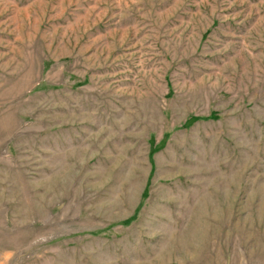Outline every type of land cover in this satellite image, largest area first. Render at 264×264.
Returning a JSON list of instances; mask_svg holds the SVG:
<instances>
[{
	"label": "rangeland",
	"instance_id": "obj_1",
	"mask_svg": "<svg viewBox=\"0 0 264 264\" xmlns=\"http://www.w3.org/2000/svg\"><path fill=\"white\" fill-rule=\"evenodd\" d=\"M0 264H264V0H0Z\"/></svg>",
	"mask_w": 264,
	"mask_h": 264
}]
</instances>
